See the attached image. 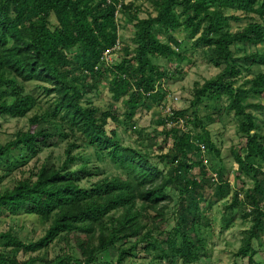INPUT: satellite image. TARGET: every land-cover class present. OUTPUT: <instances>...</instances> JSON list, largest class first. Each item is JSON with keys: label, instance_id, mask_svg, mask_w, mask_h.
<instances>
[{"label": "trees", "instance_id": "obj_1", "mask_svg": "<svg viewBox=\"0 0 264 264\" xmlns=\"http://www.w3.org/2000/svg\"><path fill=\"white\" fill-rule=\"evenodd\" d=\"M126 1L0 0V117L33 114L29 130L0 145V163L13 174L42 148L67 142L63 165L23 171L12 189L0 192V220L26 214L48 225L38 241L24 242L12 230L0 233V264H199L210 256L208 214L229 197L226 210L242 208L252 224L235 256L255 264L254 244L264 241V127L252 111L264 110V71L256 69L251 79L244 74L264 67V54L238 56L233 48L264 44V0H148L155 15L147 19ZM121 3V13L135 22L136 48L111 65L103 57L119 41ZM244 19L248 25L233 33L231 22ZM180 30L199 36L195 46L221 72L195 84L193 118L163 107L160 146L156 139L152 143L160 155L152 162L151 155L124 146L117 129L109 127L134 128L147 103L160 94L166 98L163 82L188 60L174 37ZM161 59L170 70L156 64ZM34 82L46 106L28 93ZM103 83L110 85L114 103L122 102L123 121L113 110L86 103ZM224 98L226 114L234 115L241 134V146L232 152L236 187L225 176L222 152L208 130L214 119L203 121L197 113L205 100ZM81 149L110 161L117 175L83 186L94 172L89 157L75 155ZM15 152L16 164L4 160ZM246 179L252 187L246 188ZM172 205L175 225L169 229ZM233 223L225 219L224 229ZM62 245L54 258L41 255ZM141 252L148 263L136 261Z\"/></svg>", "mask_w": 264, "mask_h": 264}, {"label": "rangeland", "instance_id": "obj_2", "mask_svg": "<svg viewBox=\"0 0 264 264\" xmlns=\"http://www.w3.org/2000/svg\"><path fill=\"white\" fill-rule=\"evenodd\" d=\"M129 2L134 3V5L140 9V19H147L151 13L155 15L152 5L148 0H127L125 3L127 4ZM230 14L235 13L230 12ZM248 23L249 21L246 19L242 21H232V32L236 33L243 30ZM119 25L121 27L119 31V42L122 45V50L112 57L111 65L120 63L126 57L127 52H132L136 48V44L134 43L135 22H130L128 15L121 14ZM174 37L182 43L180 50L184 51L188 60L181 64L177 72L172 71V77L163 82L166 98L163 99L162 94H160L154 103H147V107H144L137 114L134 128L123 123L116 126L111 123L109 127L111 129H117L118 139L124 146L132 147L144 154L151 155L152 162H158L157 157L160 155V152L156 150L157 148L152 146V143H154V139H156V144L158 147L160 146L161 140L158 139V137L159 133H161L162 126L159 122L164 111L170 109L173 111H186V117L193 118L194 111L191 103L193 101L195 84H203L206 80L215 77L221 72L206 59L203 49L195 46V41L199 36L192 38L190 33L180 30L174 34ZM160 38L162 41L168 42V38L165 35H161ZM233 50L238 56L245 54L250 55L256 52L264 54V44H246L234 47ZM156 64L165 69H171V66L163 59L158 60ZM256 69L264 71L263 66H253L251 67L252 73H245V78L251 79L253 77V71ZM27 91L41 99L43 105H47V99L38 83L34 82L28 84ZM85 101L86 103L88 101L91 102L103 111L113 110L121 121L125 119L124 114L126 110L122 102L114 103L108 83H103L97 91L88 95ZM260 102L264 104V99H261ZM111 105L115 106L114 109L111 108ZM227 105L228 100L226 98L219 103L205 100L198 106L197 113L203 121L209 122L210 119H214V122L208 125V130L212 135L213 141L222 152V167L225 176L231 185L236 187L238 166L232 152L233 148L241 146V134L239 133V123L237 119L233 114L230 116L226 114ZM163 107H165V110ZM252 112L258 117L260 125L264 127V110H253ZM32 115L31 113L26 118L20 119L0 117V145H4L14 139L15 135L20 131L29 130V118ZM66 149L67 142L65 141L59 143L55 148H42V152L38 158L29 162L27 167H23L13 174H9L8 172L12 170V168L9 169L4 163H0V192L12 189L15 180L18 176H21L23 171H28L33 167L42 165L50 167L54 165L58 167L63 165L66 158ZM76 154L89 157L91 159L92 172H94L91 178L82 182L83 186H90L103 179L117 175V170L114 165L110 161H99L92 149H81L75 152V155ZM19 156L20 154L15 152L4 160L16 164L17 157ZM246 181L248 182L246 188L253 186L249 179H246ZM175 199H177L176 195ZM231 199L232 198L229 197L223 202L214 204L212 210L208 214L211 228L206 231V237L210 242V256L204 258L199 264H248V259L238 258L235 255L241 248L244 238L247 237V231L252 225L251 220L245 221L243 217L244 210L242 208L234 211L226 210V207L231 204ZM174 207L175 206L172 205L168 217L169 229L175 225L173 217ZM230 217L234 218V223L230 228L224 229V220ZM47 229L48 225H44L38 217L26 214H20L15 217H3V219L0 220V233L12 230L24 242L38 241L45 235ZM254 247L258 252L255 257V264H264V241H262V243L255 242ZM62 248L63 245L58 247L53 246L47 251L42 252L41 255L54 258L61 253ZM104 257L108 256L104 255ZM136 261L139 263H148L149 259L145 253L141 252Z\"/></svg>", "mask_w": 264, "mask_h": 264}, {"label": "built area", "instance_id": "obj_3", "mask_svg": "<svg viewBox=\"0 0 264 264\" xmlns=\"http://www.w3.org/2000/svg\"><path fill=\"white\" fill-rule=\"evenodd\" d=\"M108 1V3H111L112 2V0H107ZM125 3V2H124ZM121 9H122V3L118 6V9H117V12H116V18H117V21H118V23H119V18H120V16H121ZM120 50H122V45L120 44V42L118 41V43H117V45L114 47V48H112V49H110V50H108L107 52H105L104 53V60L108 63V64H111V61H112V57L114 56V55H116V53H118ZM168 112H170L171 111V109L170 110H167ZM168 125H171V123H169ZM204 149V148H203Z\"/></svg>", "mask_w": 264, "mask_h": 264}]
</instances>
